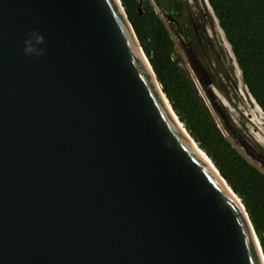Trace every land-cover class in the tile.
<instances>
[{
  "label": "water",
  "instance_id": "95a60500",
  "mask_svg": "<svg viewBox=\"0 0 264 264\" xmlns=\"http://www.w3.org/2000/svg\"><path fill=\"white\" fill-rule=\"evenodd\" d=\"M194 143L121 0H0V264H264Z\"/></svg>",
  "mask_w": 264,
  "mask_h": 264
},
{
  "label": "trees",
  "instance_id": "16d2710c",
  "mask_svg": "<svg viewBox=\"0 0 264 264\" xmlns=\"http://www.w3.org/2000/svg\"><path fill=\"white\" fill-rule=\"evenodd\" d=\"M160 7L175 0H153ZM248 92L264 113V0H207ZM165 95L190 136L240 197L264 255V172L222 133L174 56V41L150 0H121ZM141 7V13L139 12Z\"/></svg>",
  "mask_w": 264,
  "mask_h": 264
},
{
  "label": "rangeland",
  "instance_id": "374dc122",
  "mask_svg": "<svg viewBox=\"0 0 264 264\" xmlns=\"http://www.w3.org/2000/svg\"><path fill=\"white\" fill-rule=\"evenodd\" d=\"M150 1L152 2L153 8L155 9L156 13L160 16V18L164 22V25L167 28L171 38L174 39L175 48H174L173 55L178 56L180 58V61H179L180 68L182 69V71L186 74V76L190 79V81L194 85L195 76L193 75L191 71L188 60L186 59L185 56L182 55L181 51L178 48L179 47L177 44L178 39L173 30V26L171 25L170 22L167 21L166 17L161 12L160 6L156 3H153L152 0ZM139 2L142 3L143 0H139ZM204 2L207 4L205 0ZM208 9L211 14L216 36L220 39L221 45L224 48V50L228 52V55L230 57L229 65L231 64L233 68L232 76H233V81H234V85H233L234 88L228 85L229 83L227 82V79L223 80L224 82L223 84L220 81L221 79L219 78V76L217 74L214 75L215 78L213 79L216 80L215 82L216 85H214V83H210V84L212 88H214L217 91V93L221 96V97H218L217 95V98L215 99L218 101L221 108L222 106L224 107L223 110H224L226 117L228 118L229 125L233 129H235L239 134H241V136L249 144H251L256 150L264 153V113L262 112L260 107L257 106L258 104L255 102L253 97L250 95L245 84L243 83L240 70L236 64L232 51L230 50V47L227 41L225 40L224 34L222 30L220 29V27L218 26L216 18L211 13L209 6H208ZM180 49L182 48L180 47ZM197 90H198V94H199V97L203 105L209 111L212 119L216 122L217 126L220 128L224 136L227 137L230 143L239 152L241 151L244 154L243 147L239 144V141L237 140V138L226 127V124L224 123L223 118L212 105V100L210 99V97H208L204 88L198 87ZM247 158L251 160L253 163L255 164L257 163L256 161L250 159V157L247 156ZM256 165H259V163H257Z\"/></svg>",
  "mask_w": 264,
  "mask_h": 264
},
{
  "label": "flooded vegetation",
  "instance_id": "af4514ba",
  "mask_svg": "<svg viewBox=\"0 0 264 264\" xmlns=\"http://www.w3.org/2000/svg\"><path fill=\"white\" fill-rule=\"evenodd\" d=\"M175 2L177 5L167 8L160 7V10L173 26L178 39V48L188 60L191 71L194 72L193 75H196L194 80L196 89L203 86L202 88H204L208 97L210 95L207 90H210L209 92L216 100L217 95L218 97L221 96L210 84L211 82L216 85V80L213 79L215 78L214 75L217 74L223 84V80L227 79L228 85L233 88L234 81L233 68L231 64L229 65L230 57L222 47L220 39L216 36L211 14L207 7L209 3L207 1L206 6L204 0H175ZM153 3L155 2L153 1ZM201 65L205 68L207 73L205 70L204 73L206 75H203ZM223 109L222 106L221 110L224 113Z\"/></svg>",
  "mask_w": 264,
  "mask_h": 264
},
{
  "label": "bare ground",
  "instance_id": "6f19581e",
  "mask_svg": "<svg viewBox=\"0 0 264 264\" xmlns=\"http://www.w3.org/2000/svg\"><path fill=\"white\" fill-rule=\"evenodd\" d=\"M207 2V1H206ZM206 4V3H205ZM207 5V4H206ZM208 7V6H207ZM190 55V54H189ZM145 59V57H144ZM147 62V60H146ZM196 62V61H195ZM192 63V62H191ZM149 68V67H148ZM192 70V69H191ZM151 72V71H150ZM194 73V72H193ZM152 76L153 73H152ZM196 76V75H195ZM203 87V86H202ZM161 89V88H160ZM210 91V90H209ZM215 91V90H214ZM208 92V91H207ZM211 94V93H210ZM212 98L210 97V99L212 100V105L214 106V108L218 111V113L221 115V117L224 120V123L226 124V126H228V129L230 130V132L237 138V140L239 141V144L243 147V151L244 154L241 152V154L247 158L250 157V159L256 161L257 163H259V165H256L255 163H253L251 160H249L247 158V160H249L250 163H252L254 166L258 167L262 172H264V153L261 151L256 150L251 144H249L242 136L241 134H239L235 129H233L230 125H229V121L228 118L225 116V114L222 112L221 108H220V104L214 100L213 95L211 94ZM258 106V105H257ZM256 106V107H257ZM196 145V143H194ZM197 146V145H196ZM198 147V146H197ZM203 155V154H202ZM247 155V156H246ZM205 157V155H204ZM206 161L207 160L206 158Z\"/></svg>",
  "mask_w": 264,
  "mask_h": 264
},
{
  "label": "clouds",
  "instance_id": "9594fccd",
  "mask_svg": "<svg viewBox=\"0 0 264 264\" xmlns=\"http://www.w3.org/2000/svg\"><path fill=\"white\" fill-rule=\"evenodd\" d=\"M33 51V48L31 47V46H29V47H27L26 49H25V52L26 53H30V52H32Z\"/></svg>",
  "mask_w": 264,
  "mask_h": 264
}]
</instances>
